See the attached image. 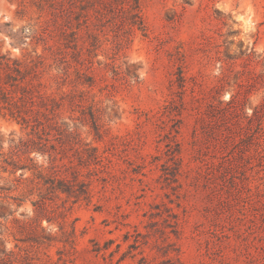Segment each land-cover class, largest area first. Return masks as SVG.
Segmentation results:
<instances>
[{
	"label": "rangeland",
	"instance_id": "obj_1",
	"mask_svg": "<svg viewBox=\"0 0 264 264\" xmlns=\"http://www.w3.org/2000/svg\"><path fill=\"white\" fill-rule=\"evenodd\" d=\"M139 16L0 0L26 119L0 111L13 264H264V0H139Z\"/></svg>",
	"mask_w": 264,
	"mask_h": 264
},
{
	"label": "trees",
	"instance_id": "obj_2",
	"mask_svg": "<svg viewBox=\"0 0 264 264\" xmlns=\"http://www.w3.org/2000/svg\"><path fill=\"white\" fill-rule=\"evenodd\" d=\"M128 3L130 9L132 10V16L133 19H137L138 25L141 27L142 26V21L139 16V0H126ZM19 66V63L15 61H11L9 58H5V56H0V111L1 109H6L9 114L12 117L20 118L21 121H25V117L22 115V108L20 105H18V101H21V97L16 100L14 97L11 96V93L6 87V85L9 83L8 81H4L2 79V74L1 72L4 71L6 79L10 80L12 79L14 83L17 81V79L13 78L11 75L13 71H17V67ZM16 84H9L10 87L15 86ZM43 145V144H42ZM43 146H40L39 148H31V151H38L41 152ZM95 159H97L95 157ZM13 167V171L15 172L17 169H29L26 166L23 165H17L15 163L10 164ZM34 170L37 171V176L40 178L42 177L41 171L38 170V167L34 165ZM76 181V176H74V182ZM45 183H49V188L51 192H61L64 193L68 196H74V197H79L80 195H86L87 194V185L84 183H79L81 187H79V190L75 189V184H72L69 181H65L62 179L56 178L55 175H51L47 178ZM13 254L12 251H8L6 247H4V250L0 249V264H13L14 259H13Z\"/></svg>",
	"mask_w": 264,
	"mask_h": 264
}]
</instances>
